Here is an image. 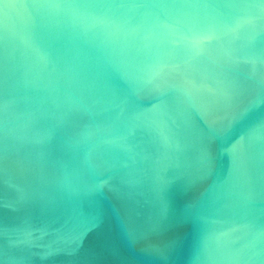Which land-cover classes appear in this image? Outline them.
I'll return each instance as SVG.
<instances>
[{
  "label": "water",
  "instance_id": "obj_1",
  "mask_svg": "<svg viewBox=\"0 0 264 264\" xmlns=\"http://www.w3.org/2000/svg\"><path fill=\"white\" fill-rule=\"evenodd\" d=\"M0 264H264V0H0Z\"/></svg>",
  "mask_w": 264,
  "mask_h": 264
}]
</instances>
